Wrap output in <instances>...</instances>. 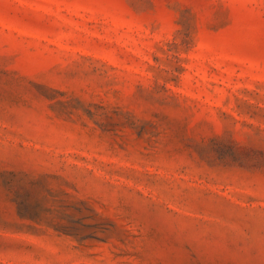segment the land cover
Here are the masks:
<instances>
[{
	"label": "rangeland",
	"instance_id": "374dc122",
	"mask_svg": "<svg viewBox=\"0 0 264 264\" xmlns=\"http://www.w3.org/2000/svg\"><path fill=\"white\" fill-rule=\"evenodd\" d=\"M0 264H264V0H0Z\"/></svg>",
	"mask_w": 264,
	"mask_h": 264
}]
</instances>
